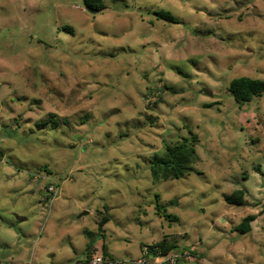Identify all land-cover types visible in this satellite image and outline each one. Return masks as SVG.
I'll list each match as a JSON object with an SVG mask.
<instances>
[{"label":"clouds","instance_id":"1","mask_svg":"<svg viewBox=\"0 0 264 264\" xmlns=\"http://www.w3.org/2000/svg\"><path fill=\"white\" fill-rule=\"evenodd\" d=\"M0 264H264V0H0Z\"/></svg>","mask_w":264,"mask_h":264},{"label":"trees","instance_id":"2","mask_svg":"<svg viewBox=\"0 0 264 264\" xmlns=\"http://www.w3.org/2000/svg\"><path fill=\"white\" fill-rule=\"evenodd\" d=\"M187 154L185 153H181L179 150L175 152V154H173L172 150H169V156H170V163H176L177 159L181 156V155H185Z\"/></svg>","mask_w":264,"mask_h":264}]
</instances>
